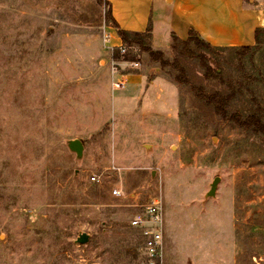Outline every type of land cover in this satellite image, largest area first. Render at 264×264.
<instances>
[{
  "label": "rangeland",
  "instance_id": "rangeland-1",
  "mask_svg": "<svg viewBox=\"0 0 264 264\" xmlns=\"http://www.w3.org/2000/svg\"><path fill=\"white\" fill-rule=\"evenodd\" d=\"M105 11L98 0H0V264H140L129 221L154 197L167 264H264V140L222 122L145 54L112 62ZM182 64L191 84L226 91L196 60ZM236 64L223 54L233 80ZM244 66L264 76V41ZM248 86L264 109L262 84ZM254 108L237 95L233 109Z\"/></svg>",
  "mask_w": 264,
  "mask_h": 264
},
{
  "label": "trees",
  "instance_id": "trees-1",
  "mask_svg": "<svg viewBox=\"0 0 264 264\" xmlns=\"http://www.w3.org/2000/svg\"><path fill=\"white\" fill-rule=\"evenodd\" d=\"M100 5L105 8L104 19L108 26L116 30V34L121 42V49H115L112 53V62H129L137 61L134 53L145 54L149 62L158 63L161 68H168L174 72L173 80L178 84L189 85L194 97L201 101L205 106L212 109L214 114L224 123L232 124L237 128L260 136L264 140V109L260 105L253 91L249 88L248 83L260 82L264 87V76L260 72L245 73L244 61L253 65L256 52L262 46L264 41V29L255 30V44L253 46L222 48L215 47L201 39L194 31H190L186 40H180L172 37L170 45V53L172 59L165 58L160 51H154L150 47V28L144 32H128L121 30L113 20L110 12V4L101 2ZM233 53L236 59V68L240 75L238 80H233L225 75L221 66L224 53ZM211 56V57H209ZM185 59H194L198 62L203 79L205 81H217L226 88V91L213 90L207 91L202 85H193L190 83L185 67L182 61ZM248 93L251 100L255 103V108L244 114L241 110L233 109L234 101L237 95ZM139 245L141 240L139 238ZM126 256H130V252L126 251ZM136 255H132L131 259H136ZM142 259V257H141Z\"/></svg>",
  "mask_w": 264,
  "mask_h": 264
},
{
  "label": "crops",
  "instance_id": "crops-1",
  "mask_svg": "<svg viewBox=\"0 0 264 264\" xmlns=\"http://www.w3.org/2000/svg\"><path fill=\"white\" fill-rule=\"evenodd\" d=\"M257 0H106L117 26L128 32L150 28V47L170 51L172 37L186 40L190 31L212 46H253L255 30L264 29V11ZM114 47L121 45L108 27Z\"/></svg>",
  "mask_w": 264,
  "mask_h": 264
},
{
  "label": "built area",
  "instance_id": "built-area-1",
  "mask_svg": "<svg viewBox=\"0 0 264 264\" xmlns=\"http://www.w3.org/2000/svg\"><path fill=\"white\" fill-rule=\"evenodd\" d=\"M111 36L104 35V41L109 42ZM115 49L123 50L121 47ZM115 71V68H113ZM112 91L118 93L125 88V82L116 79L112 82ZM92 182L99 183V177L93 175ZM112 196L120 197L121 190L113 188ZM131 229L136 231L141 240L140 250L142 259L140 264H167L165 261V241H164V212L162 200L159 197L152 198L148 203L141 206L140 209L129 221Z\"/></svg>",
  "mask_w": 264,
  "mask_h": 264
},
{
  "label": "water",
  "instance_id": "water-1",
  "mask_svg": "<svg viewBox=\"0 0 264 264\" xmlns=\"http://www.w3.org/2000/svg\"><path fill=\"white\" fill-rule=\"evenodd\" d=\"M67 148L70 152L75 154L77 160H80L83 152V144L80 140L74 139L67 142ZM220 179L218 177L214 178L212 183L209 186V190L205 195V198L214 197L217 189V185ZM89 240V236L86 233H81L78 235L75 243L77 244H86Z\"/></svg>",
  "mask_w": 264,
  "mask_h": 264
}]
</instances>
